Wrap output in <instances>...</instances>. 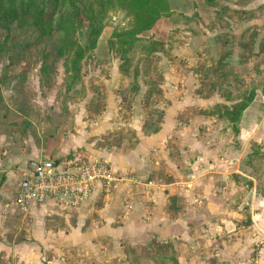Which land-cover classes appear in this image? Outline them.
I'll use <instances>...</instances> for the list:
<instances>
[{"label":"crops","instance_id":"crops-1","mask_svg":"<svg viewBox=\"0 0 264 264\" xmlns=\"http://www.w3.org/2000/svg\"><path fill=\"white\" fill-rule=\"evenodd\" d=\"M169 4L173 14L141 34L165 43L155 53L163 76H139L135 92L159 94L151 114L160 121L144 120L143 99L127 112L118 89L129 76L103 77L101 94L83 76L82 108L53 137L28 122L19 148L0 131V264H264V162L246 163L253 144L264 152V0ZM239 81L255 98L236 138L207 112L238 101L225 83ZM100 95L96 114L87 102ZM73 152L110 162L114 188L97 186L76 210L21 213L14 197L29 162Z\"/></svg>","mask_w":264,"mask_h":264},{"label":"rangeland","instance_id":"rangeland-1","mask_svg":"<svg viewBox=\"0 0 264 264\" xmlns=\"http://www.w3.org/2000/svg\"><path fill=\"white\" fill-rule=\"evenodd\" d=\"M6 2L12 5L10 7L17 14L9 29L0 21V131L3 130L4 136L8 139L6 145L11 142L19 148L23 143L26 145L25 139L28 137L27 129L30 124H34L38 135L41 134L46 139L53 137L57 130L56 122H62L63 118L72 112V106L82 108L83 76H92L90 86L91 89L96 90L94 92L96 94H101L100 89L104 86L103 77L129 76V82L118 89L127 112H131V108L135 106L136 98L137 101L143 99L135 93L139 76L143 78L149 76L155 79L156 84L160 80L157 76H163L161 70L164 67L158 62V56L155 54L157 52L149 55L144 51L147 50L146 48L129 54L131 62L125 67L126 73L119 69L121 59L110 51L109 40L115 30H122L130 25L131 17L125 12L112 9L100 16L98 26L102 23L103 29L97 47L84 54L79 64L81 77L74 80L71 75L73 46L71 49L66 48L64 54H59V48L64 46L63 41L69 38L62 30L66 26L68 28L66 31L71 32L72 37L75 38L74 49L77 45L85 47L89 35V20L81 6L86 8L93 3L92 7L95 11L94 1L64 0L62 10L53 18L52 9L48 8L44 14L47 20L44 30L35 24V8L38 7L39 0H7ZM31 8H33L32 12ZM70 17L71 27L68 24L63 27L62 21L67 22ZM145 38L157 40L151 36ZM160 43L164 42L160 41ZM136 69H139L138 76ZM255 69L257 70V67ZM216 84L218 82L212 77L211 88H215ZM225 85V93L233 89V92L239 95L244 90H250L242 81L237 82L235 86L231 82ZM205 86L208 87L209 83ZM100 99L101 95L97 98H89L87 102L88 105L94 106L96 114L102 109ZM160 99L159 94L156 93L153 99L142 100L145 101L143 104L147 109L146 112H150L144 117L148 124L154 122L152 120L161 119L159 111L155 115L151 114L153 102ZM217 106L210 111V114H217ZM125 115L127 116L126 113ZM38 120L45 124L40 127L35 125ZM28 122L30 124L27 126ZM262 131L264 132V129Z\"/></svg>","mask_w":264,"mask_h":264},{"label":"trees","instance_id":"trees-1","mask_svg":"<svg viewBox=\"0 0 264 264\" xmlns=\"http://www.w3.org/2000/svg\"><path fill=\"white\" fill-rule=\"evenodd\" d=\"M7 0H0V21L3 26L9 29L11 23L17 18V14L6 2ZM75 0H73L74 2ZM96 4V10L92 7L91 3L88 7L81 6L84 10L83 13L86 14L89 20V35L87 39L86 46L77 45L74 49L75 38L72 37L71 32L66 31L68 29L65 25L71 27V17L66 22L63 20L61 25H63V32L68 35V39L63 41L64 46L59 48V54H64L65 49H71L73 46V56L71 58L72 64V78L77 80L81 77L80 72V62L84 58V54L88 51H93L96 49L98 40L101 36L103 24L100 23L98 26V21L102 14L108 13L109 10L116 9L127 13L131 17L130 25L122 30H115L109 40V48L115 54V57H120L121 62L119 64V69L124 73L127 72L125 67L130 64L131 58L129 54L133 51L145 48L148 54L155 53L156 51L162 50L164 43L154 40L152 38H145L141 34L151 29L154 24L163 16H171L173 13L170 10L169 0H93ZM207 3L213 4L216 0H205ZM38 7L35 8V24L42 30L47 23L44 17L45 11L48 8L52 9V18L60 10H62V5L64 0H39ZM43 3V4H42ZM12 6V5H11ZM33 8H31V12ZM93 12V13H92ZM53 21V20H52ZM116 43H118V48H116ZM144 46V47H143ZM137 76L139 75V69H136ZM135 76V78L137 77ZM230 92H226L227 98L230 99ZM255 98V92L253 90H244L240 92L238 101L232 105H218L219 116L224 117L229 122L232 123V130L235 137L237 138L240 132V120L244 110L251 104ZM210 113V112H207ZM249 159L246 163L253 165L255 170H260L264 162V152L256 144L251 146V151L249 152ZM253 159V160H252ZM249 183L251 181L249 180Z\"/></svg>","mask_w":264,"mask_h":264},{"label":"built area","instance_id":"built-area-1","mask_svg":"<svg viewBox=\"0 0 264 264\" xmlns=\"http://www.w3.org/2000/svg\"><path fill=\"white\" fill-rule=\"evenodd\" d=\"M117 181L114 168L102 158L73 152L62 158L34 159L17 183L14 204L26 215L37 206L76 210L90 199L97 186L110 192Z\"/></svg>","mask_w":264,"mask_h":264}]
</instances>
